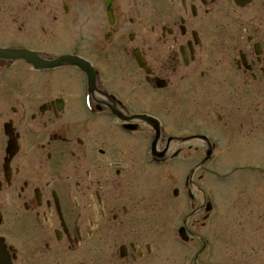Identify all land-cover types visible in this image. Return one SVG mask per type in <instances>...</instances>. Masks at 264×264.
<instances>
[{"label": "flooded vegetation", "instance_id": "af4514ba", "mask_svg": "<svg viewBox=\"0 0 264 264\" xmlns=\"http://www.w3.org/2000/svg\"><path fill=\"white\" fill-rule=\"evenodd\" d=\"M0 48L27 52L0 58V264L140 260L129 184L152 131L138 116L159 120L162 166L181 152L168 138L197 136H177L170 109L214 99L208 114L226 127L264 105V0H0ZM150 93L169 110L147 111Z\"/></svg>", "mask_w": 264, "mask_h": 264}, {"label": "rangeland", "instance_id": "374dc122", "mask_svg": "<svg viewBox=\"0 0 264 264\" xmlns=\"http://www.w3.org/2000/svg\"><path fill=\"white\" fill-rule=\"evenodd\" d=\"M144 100L151 113L163 104L157 94L150 93ZM215 101L205 105L194 97L190 109H170L177 115L176 126L170 125L177 136L197 131L209 136L214 147L208 150L190 141L177 144L174 149L181 152L178 158H168V165L138 167L129 188L140 194L143 221L130 225L128 236L132 243L140 234L139 244L148 246L149 252L134 262L114 258L109 264H264V105L258 110L231 111L235 118L224 127L208 114L209 104ZM231 109L235 108L226 105L227 113ZM188 113L191 123L186 120ZM169 117L165 120L171 121ZM203 153L210 157L191 175L195 186L191 192H197L198 198L194 195L196 209L189 218L192 210L179 192L181 175ZM204 197L211 206L209 211L199 206ZM184 214L187 217L182 223ZM175 227H182L192 240L191 249L174 241Z\"/></svg>", "mask_w": 264, "mask_h": 264}, {"label": "water", "instance_id": "95a60500", "mask_svg": "<svg viewBox=\"0 0 264 264\" xmlns=\"http://www.w3.org/2000/svg\"><path fill=\"white\" fill-rule=\"evenodd\" d=\"M8 53H9V52L1 51V50H0V56H3L2 54H5V55H6V54H8Z\"/></svg>", "mask_w": 264, "mask_h": 264}, {"label": "bare ground", "instance_id": "6f19581e", "mask_svg": "<svg viewBox=\"0 0 264 264\" xmlns=\"http://www.w3.org/2000/svg\"><path fill=\"white\" fill-rule=\"evenodd\" d=\"M36 66V65H35ZM36 67H40V66H36ZM182 176V175H181ZM182 178V177H181ZM191 178V177H190ZM189 178V186H191V179ZM183 230V229H182Z\"/></svg>", "mask_w": 264, "mask_h": 264}]
</instances>
